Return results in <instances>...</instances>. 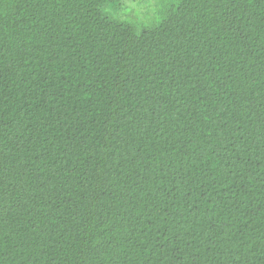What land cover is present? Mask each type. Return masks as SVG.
Returning <instances> with one entry per match:
<instances>
[{"label": "trees", "instance_id": "1", "mask_svg": "<svg viewBox=\"0 0 264 264\" xmlns=\"http://www.w3.org/2000/svg\"><path fill=\"white\" fill-rule=\"evenodd\" d=\"M0 0V264H264V0Z\"/></svg>", "mask_w": 264, "mask_h": 264}, {"label": "rangeland", "instance_id": "2", "mask_svg": "<svg viewBox=\"0 0 264 264\" xmlns=\"http://www.w3.org/2000/svg\"><path fill=\"white\" fill-rule=\"evenodd\" d=\"M176 0H121L105 5L104 13L111 18L126 22L138 31L157 26L169 7Z\"/></svg>", "mask_w": 264, "mask_h": 264}]
</instances>
